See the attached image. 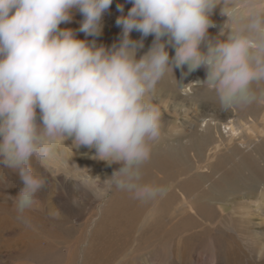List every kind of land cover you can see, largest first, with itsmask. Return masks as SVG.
Instances as JSON below:
<instances>
[{
  "label": "clouds",
  "instance_id": "obj_1",
  "mask_svg": "<svg viewBox=\"0 0 264 264\" xmlns=\"http://www.w3.org/2000/svg\"><path fill=\"white\" fill-rule=\"evenodd\" d=\"M112 0H0V165L22 186L12 196L18 218L34 205L47 178L44 166L59 145L95 149L93 159L118 169L102 182L141 203L165 192L143 180V166L162 136L161 113L151 102L157 84L174 68L205 69L202 87L225 109L244 107L264 86V0H131L121 15L118 41L97 43ZM227 19L216 35L213 10ZM73 10L79 31L62 28ZM135 30L141 39L134 40ZM153 36L144 48L143 38ZM169 47L174 54L169 55ZM39 110V111H37ZM39 116V121L37 117Z\"/></svg>",
  "mask_w": 264,
  "mask_h": 264
},
{
  "label": "rangeland",
  "instance_id": "obj_2",
  "mask_svg": "<svg viewBox=\"0 0 264 264\" xmlns=\"http://www.w3.org/2000/svg\"><path fill=\"white\" fill-rule=\"evenodd\" d=\"M117 4L123 5L126 14L131 0H112L103 14L97 43L107 46L118 41L121 27L116 18L121 13ZM220 7L211 15L216 25L208 29L212 36L227 19ZM82 19L73 10L72 20L60 27L77 30L79 38L91 40L79 31ZM130 36L141 39L135 30ZM152 40V35L143 38L144 48L138 56ZM168 50L170 56L174 54V49ZM183 71L186 74L174 68L177 81L196 72L199 89L184 94L168 73L151 97L161 113L162 136L153 144L142 178L164 186L165 192L141 203L127 192L107 191L96 176L103 180L120 165L93 159L94 148H72L69 139L44 166L32 161L47 184L26 210L25 222L18 218L12 200L22 181L16 172L0 165V264H264V171L258 164L251 169L245 166L241 151L233 146L236 141L227 143L219 128L228 120L243 124L257 117L261 107L264 112V86L256 88L257 98L250 104L256 110L238 112L236 107L222 108L202 87L204 68L188 73L185 66ZM206 114L221 118L216 130H201L199 118ZM257 118L252 132L241 128L246 142L264 139L256 133L264 127ZM217 180L221 200L212 195L211 184ZM180 193L185 197L181 210ZM186 203L198 209L199 216L187 213ZM218 203L222 211L216 210Z\"/></svg>",
  "mask_w": 264,
  "mask_h": 264
},
{
  "label": "bare ground",
  "instance_id": "obj_3",
  "mask_svg": "<svg viewBox=\"0 0 264 264\" xmlns=\"http://www.w3.org/2000/svg\"><path fill=\"white\" fill-rule=\"evenodd\" d=\"M201 68H203V67H201ZM204 79H202V80H204ZM198 86H200V83H199V79H198V76H197L196 72L194 74L190 75V77L187 78L186 80L185 79L182 80V82L180 84V87L183 88L182 89L183 93L186 94V95L189 94L192 91L194 92L196 89H199ZM258 107H260V105ZM261 108H260V110H259V112L257 114V117H260L263 120L262 122H264V112H262L263 110ZM236 109L238 110V112H246V110H249V112H251V111L254 112L256 110V105L253 104V105L250 106V104H249V105L244 106V107H236ZM257 117L248 118L247 120L244 121L243 124L237 123L236 120H228L226 123H224L222 126L219 127L217 121L220 122L221 118L218 115H216V114L215 115L214 114H210V115L206 114V115H201V117L199 118V124H200L201 130H204V131H208L211 128L216 130L217 127H219L220 131H221V127H222L221 133L226 138L227 143H233L234 141H236L235 145H233V146H235V147L237 146L238 148H236V149H239V151H241V154H242L241 158H242V161L244 162L245 166H247L248 168L251 169L253 167V165L258 164V166H260L262 168V170L264 171V139L259 138V137H257L258 139L254 138L253 140H251L253 142V145H251L252 142H246L244 140L245 136L241 132V128H243V127L245 128L246 131L248 130V131L252 132V130H253L252 128L254 126L258 125V124L257 125L255 124L256 119H258ZM181 122L182 123H186V121H184L183 119L181 120ZM191 125H193V124H191ZM244 128L242 129V131H244ZM256 133L259 134L260 136L264 135V127L258 128V131H256ZM210 134H211V132H210ZM224 137H223V139H224ZM212 138H213V136H212ZM211 145H212V143L210 144V147H211ZM230 145H232V144H230ZM229 148H230V146H229ZM216 149H217V147H216ZM232 151H233V148H232V150L230 152L232 153ZM201 153H203V152H201ZM210 154H211V152H210ZM261 161L263 162L262 165L259 163ZM199 166L200 165H198V167ZM198 167H196V170L199 169ZM201 168H203V167H201ZM218 182H220V181L217 180V182H215L213 185L211 184L212 193H213L212 195L216 196L215 200H221L222 197H223ZM179 198L181 200L180 201L181 205L179 204L180 206L178 208L180 209L181 207H183L182 206L183 205V201L185 202V197H184L183 193L179 194ZM168 199L169 198H168V195H167L165 197L162 205L166 204ZM162 205L160 207H162ZM256 206H257V204L254 205L255 208H256ZM186 207H187V209L186 208L185 209H186L187 213L195 214V215L199 216L197 214L198 212L196 213V211L198 209L195 210L193 205L192 206L191 205L188 206L187 203H186ZM216 208H217L216 209L217 211H222V208L220 207L219 203L217 204ZM184 215H186V214H184Z\"/></svg>",
  "mask_w": 264,
  "mask_h": 264
}]
</instances>
